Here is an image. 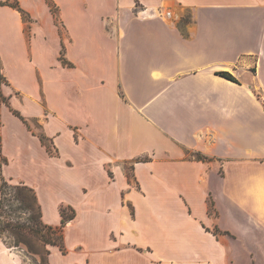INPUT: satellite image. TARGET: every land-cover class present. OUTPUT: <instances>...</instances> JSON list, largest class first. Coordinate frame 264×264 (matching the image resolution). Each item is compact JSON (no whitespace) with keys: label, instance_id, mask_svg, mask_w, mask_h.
I'll return each mask as SVG.
<instances>
[{"label":"crops","instance_id":"1","mask_svg":"<svg viewBox=\"0 0 264 264\" xmlns=\"http://www.w3.org/2000/svg\"><path fill=\"white\" fill-rule=\"evenodd\" d=\"M95 4L108 0H89L76 12L86 21L85 37L95 33ZM111 6L115 24L107 33L116 47L112 58L104 52L103 61H110L112 82L125 93L114 91L115 111L97 112L104 97L87 95L89 89L82 94L80 123L90 127L79 142L69 128L53 126L56 117L47 121L44 131L58 157L18 117H4L16 128L5 123L0 138L22 152L7 155L0 141L8 161L2 176L34 189L44 224H60L62 204L76 212L64 227L66 249L48 245L45 264H264L250 246L257 244L246 239L251 234L258 241L262 234L264 250V129L253 117L264 119V106L246 87L264 86V0H113ZM217 18L231 24L224 40ZM131 23L140 27L130 30ZM134 34L157 55L145 61V84L154 89L139 103L128 89L136 79L123 64ZM239 58L240 77L238 70L221 71L240 83L214 73L221 61ZM231 88L245 90L252 117L244 104L229 105ZM179 110L178 127L159 118ZM185 149L209 159L188 158ZM126 163L133 165L130 176ZM246 178L251 191L242 188ZM25 257L0 237V264H28Z\"/></svg>","mask_w":264,"mask_h":264},{"label":"rangeland","instance_id":"2","mask_svg":"<svg viewBox=\"0 0 264 264\" xmlns=\"http://www.w3.org/2000/svg\"><path fill=\"white\" fill-rule=\"evenodd\" d=\"M88 1L0 0V134L5 123H7L9 129L16 128L13 124L9 125L6 122L7 118L4 117L5 115L18 117L17 113L26 119L29 131L33 135L45 134L46 122L56 117L57 120L54 121L53 126L59 130L63 126L66 127V130L69 128L75 141L79 142L82 131L85 130L86 132V128L90 127L86 125L83 128L85 124L80 123L83 112L81 107L82 94H86V91L91 89L87 92V95L96 97L99 94L104 97L100 100V108L96 109L99 113L115 111L117 105L114 103V91L121 97L125 96L124 89L119 85V82L116 84L113 83L114 81L112 82L113 79L110 76L112 71L105 64L110 63V61H103L104 52H110L106 55L112 58L116 47V39L112 36L113 33H110V35L107 33V31L111 32L113 30L115 24L108 16L112 10L113 0H108V5L105 4L101 7L95 4L96 8L100 7L98 9L100 12L96 14L93 24L90 26V29L94 30L95 33L85 37L82 28L86 21L76 12L81 13L83 4L86 7ZM92 1L95 2L96 0ZM11 5H19L26 13L22 15ZM71 8H75L73 9L75 13L71 12ZM221 13L217 12L218 15H221ZM105 15L108 17H105ZM223 20L217 18L214 25H217V31L224 32L220 35L224 40L228 35V27H231V24L228 18ZM130 26V30L140 27L137 24L134 25V23H131ZM236 36H239V34ZM143 37V35L141 37L136 34L133 37L131 36V43L127 45L128 49L126 50L128 60L123 63L125 66L130 67V76L136 79L129 82L128 89L131 97L137 103L144 97H148L154 89V86L145 84L148 81L145 76L149 72V66L145 61L157 58L156 54L147 53L144 45L139 43L146 41ZM98 47H100L99 50L96 49ZM106 55L104 56L106 57ZM240 61V58L233 62L221 61L217 64L214 73L216 74L217 71L222 69H227V71L228 69L238 70L240 77L242 74L239 66ZM232 75L234 76V74ZM236 79L238 80L236 83H240V80ZM246 87L264 106V86L248 83ZM228 93L232 96V101L229 103L231 107L244 104V108H248V114L250 116L254 114L252 110H249L246 102L244 103L246 98L244 89L231 88ZM236 95L239 97L236 98ZM171 113L161 112L159 118L161 121H165V125H170L171 128L178 127L180 117L184 115V112L179 110L175 115ZM253 117L257 126L264 129V119L261 117L258 119L254 115ZM68 119L77 123L71 121L68 123ZM0 139L7 150V155L21 154L22 150L20 148L16 150L11 142L4 139V136ZM51 140L52 144H48L51 148L53 146L56 149V155H53V157H58L60 156L59 150L54 140L52 138ZM63 148L64 153L66 152L68 155V146H63ZM52 150L54 149L52 148ZM4 156L0 142V162ZM132 167L133 165L129 163L123 166L128 176L132 175ZM228 172L230 177L234 176L236 172L234 165L228 166ZM244 174L249 177L251 169L248 168ZM0 178V199L3 201L5 214H9L11 213L9 203L13 208H17L19 205L14 200L13 190L9 186L18 183L5 179L2 176V167H0ZM5 181L7 184H4ZM242 188L251 191L252 182L246 178ZM67 213L69 214L70 211ZM29 216V212L18 209L11 213L8 219L13 223L25 222ZM233 221L236 222L235 217ZM53 236L55 237V235ZM257 237H259L258 241L253 239V235L249 234L246 239H249L250 244H257V248L256 245L250 246L254 247L256 252L258 251L257 256L262 259L264 258L263 235L259 233ZM1 238L10 246H16L14 245V237L11 234L4 232ZM29 243L33 250L39 252L38 255H27L26 248L23 245L16 246L26 255V262L28 264L43 262L45 264L48 245H43L33 236L30 237ZM64 249H66L65 246Z\"/></svg>","mask_w":264,"mask_h":264},{"label":"trees","instance_id":"3","mask_svg":"<svg viewBox=\"0 0 264 264\" xmlns=\"http://www.w3.org/2000/svg\"><path fill=\"white\" fill-rule=\"evenodd\" d=\"M137 2V0H135ZM12 6V5H11ZM137 6V3H136ZM13 8H16L22 15L26 12L19 7V5H13ZM217 75L222 76L230 81L238 82V80L227 71H217ZM1 97V94H0ZM16 115L22 120V122L26 125L29 130V126L24 117L20 116L16 113ZM41 143V145L45 148L46 152L50 155H56V149L52 146L54 150L50 147L48 143L52 144L51 138L46 136L45 134L36 135ZM185 154L188 158H194L198 160H206L208 157L201 154L198 151H193L190 149H185ZM7 158L4 156L1 159L0 167L6 164ZM1 180V178H0ZM4 184H7L6 181ZM13 190V198L16 200L19 205L17 208L11 207V203H9V210L11 213H14L16 210L21 209L23 211H27L30 213V216L27 218L25 222H15L10 221L11 213H6L4 211V205L2 199H0V237L4 232L11 234L14 237V245L19 246L23 245L26 248L27 255L36 256L39 254L36 250H33L30 245V237L33 236L37 238L43 245H54L58 246L62 252H64L63 246V232L66 223L69 220H72L76 212L74 208L69 205H61L59 208L61 215V222L59 225L52 226L44 224L40 219V207L36 199L35 191L32 187L27 186L23 183H18L15 185L9 186ZM1 191V185H0ZM1 194H3L1 192ZM70 211L68 214L67 212ZM46 229V230H45ZM55 235V237L53 236ZM48 252V251H47ZM39 264H44L40 262Z\"/></svg>","mask_w":264,"mask_h":264}]
</instances>
